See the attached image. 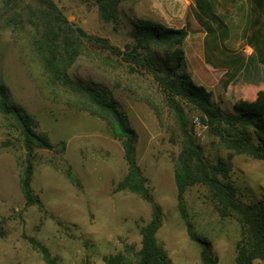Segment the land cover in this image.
<instances>
[{"label":"rangeland","instance_id":"rangeland-1","mask_svg":"<svg viewBox=\"0 0 264 264\" xmlns=\"http://www.w3.org/2000/svg\"><path fill=\"white\" fill-rule=\"evenodd\" d=\"M50 1L69 24L106 39L120 51L133 46L132 31L138 20L184 29L186 73L194 84L211 93L222 111L235 112L234 95L222 88L219 71L205 67L197 51L191 53L196 40L206 63L213 61L212 32L203 38L205 11H194L193 18L188 10L186 18L178 22V14L164 4L118 0L117 24H113L101 19L95 0ZM42 10L35 0H0V84L36 120L38 130L54 145L63 142L65 149L34 151L30 186L42 209L26 206L19 187L23 159L19 135L12 122L0 115V264H45L30 240L44 246L57 264H104L103 257L108 255L132 260L140 247V229L149 221L150 206L133 193L113 192L127 167L120 143L111 137L105 122L86 110L68 107L66 103L73 98L46 84L41 56L31 45L32 24L40 30L45 21ZM260 34L264 39V30ZM79 42L80 53L67 74L74 81L110 92L136 132V162L161 209L157 242L171 264H200V248L188 237L177 210L174 175L181 142L163 96L149 74L129 73L125 63L84 40ZM217 46L222 50L223 46ZM163 51L151 46L141 54L157 59ZM252 62L245 64L248 74ZM261 80L259 87L264 85ZM182 106L205 159L228 162L230 179L243 202L264 203V161L244 154L229 157L231 150L199 123L190 105L182 102ZM67 169L79 186L68 180ZM184 205L195 235L209 242L217 264H235V243L240 236L236 219L220 217L201 185L185 192ZM253 264H264V257Z\"/></svg>","mask_w":264,"mask_h":264},{"label":"trees","instance_id":"trees-1","mask_svg":"<svg viewBox=\"0 0 264 264\" xmlns=\"http://www.w3.org/2000/svg\"><path fill=\"white\" fill-rule=\"evenodd\" d=\"M45 16L41 26L31 23L34 36L31 45L41 56L42 74L49 87L60 88L73 100L68 107L86 110L105 122L111 137L120 143L127 171L113 188V192H130L150 206L149 221L140 229V247L132 260L124 256H105L104 264H171L165 250L157 242L155 234L161 226V209L153 201L147 180L136 162L135 146L137 134L127 116L119 109L110 92L72 80L67 69L80 53V42L96 46L108 56L125 63L129 73L149 74L163 96L178 131L181 149L175 159L174 183L177 193V210L185 225L190 240L200 248V264H217L209 242L197 237L188 218L184 194L192 186L201 185L207 190L217 214L234 217L240 227V236L235 243V264H253L264 257V203L243 202L237 188L230 179L228 162L218 158L209 163L201 146L196 142L194 129L184 111L182 102L190 105L199 123L216 137L232 155H247L254 160L264 161V94L258 105L236 103L234 113H226L212 101L211 93L192 82L184 69L182 43L187 35L184 29H172L161 24L138 20L134 23L132 38L134 44L120 51L106 39L88 35L65 19L61 11L50 0H35ZM7 2V1H6ZM250 19L258 23L264 19V0H247ZM6 4V3H5ZM101 19L117 24L118 0H95ZM200 11L210 8L207 0H195ZM252 17V18H251ZM250 47L256 51L258 62L264 64V52L254 37L248 38ZM151 46L163 48L162 57L142 55ZM238 70L225 72L220 80L223 89L236 76ZM0 115L14 125L19 135L23 159L20 163L19 187L26 206L42 209L39 197L31 189L34 151L37 149L63 152L65 145L52 144L45 133L38 130L36 120L23 107L12 101L8 89L0 84ZM68 180L79 186L77 179L67 169ZM45 264H57L48 250L30 240Z\"/></svg>","mask_w":264,"mask_h":264},{"label":"crops","instance_id":"crops-1","mask_svg":"<svg viewBox=\"0 0 264 264\" xmlns=\"http://www.w3.org/2000/svg\"><path fill=\"white\" fill-rule=\"evenodd\" d=\"M152 4H164L168 9L178 14V22L186 18V12L189 10L194 18V11H198L195 0H151ZM210 8L205 12V21L207 23L204 29L203 38L210 32L213 34L212 54L213 61L211 65L207 64L201 56L200 49L197 50V41L194 40L195 47L190 48L200 54L202 64L212 70L219 71L218 81L222 79L225 72L229 74L238 70L236 76L230 81L227 88L237 103L258 105L261 96L264 94V85L259 87L258 79L264 83V64L258 62L257 53L248 43V38L254 37L257 45L264 52L260 31L264 30V19L259 17L258 23L250 19L249 5L247 0H207ZM252 18V17H251ZM179 27H182V24ZM249 30H252L250 33ZM245 43V45H243ZM217 44L223 46L218 50ZM243 45L240 49V45ZM229 45V47H228ZM232 45H235L233 47ZM201 47V46H200ZM185 51V50H184ZM185 55V52H184ZM251 60L252 71L246 72V61Z\"/></svg>","mask_w":264,"mask_h":264}]
</instances>
